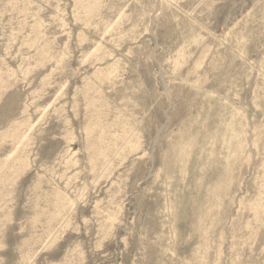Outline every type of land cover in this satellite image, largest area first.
Instances as JSON below:
<instances>
[{"label": "rangeland", "instance_id": "rangeland-1", "mask_svg": "<svg viewBox=\"0 0 264 264\" xmlns=\"http://www.w3.org/2000/svg\"><path fill=\"white\" fill-rule=\"evenodd\" d=\"M0 264H264V0H0Z\"/></svg>", "mask_w": 264, "mask_h": 264}]
</instances>
